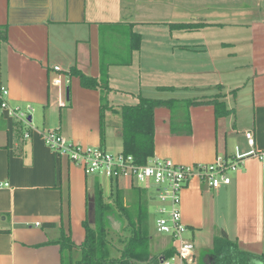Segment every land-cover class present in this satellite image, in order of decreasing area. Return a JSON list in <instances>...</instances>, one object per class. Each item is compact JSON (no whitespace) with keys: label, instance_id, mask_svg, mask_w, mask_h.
I'll use <instances>...</instances> for the list:
<instances>
[{"label":"crops","instance_id":"1","mask_svg":"<svg viewBox=\"0 0 264 264\" xmlns=\"http://www.w3.org/2000/svg\"><path fill=\"white\" fill-rule=\"evenodd\" d=\"M225 1L208 2L213 11ZM223 7L220 11H227ZM130 8L131 0H0V28L7 34L5 42L0 40V84L12 106L34 108L29 140L22 138L15 119L0 118V184H9L0 187V264H62L66 252L56 243L59 237L70 235L78 246L85 239L83 223L99 181L85 202L86 217L75 221L73 186L79 179L74 170L79 167L46 146L41 135L57 131L72 143L121 153L119 111L136 105L139 97L176 101L175 113L167 107L155 110L154 158L182 166L243 158L229 185L212 189L194 177L182 191L185 239L194 244L197 263L206 251L209 264L221 231L240 249L264 253V168L251 154L264 151V0H240L231 19L224 17L227 22L198 17L212 27L188 33L167 28L145 33L152 24L136 21ZM131 32L141 37L139 50H131ZM57 66L98 81L106 76L108 90L84 88L78 76L66 88L53 85ZM216 97L228 115L217 116L211 103H193ZM247 132L254 134V148ZM110 183L106 197L114 188L129 193L136 187L124 180ZM140 188L153 203V228L157 193L151 184ZM83 191L87 199V181ZM75 222L83 228L80 238ZM151 238L152 254L177 247L169 236Z\"/></svg>","mask_w":264,"mask_h":264},{"label":"trees","instance_id":"2","mask_svg":"<svg viewBox=\"0 0 264 264\" xmlns=\"http://www.w3.org/2000/svg\"><path fill=\"white\" fill-rule=\"evenodd\" d=\"M199 26L175 24L171 25V28L192 30ZM129 36L131 50H139L140 35L131 32ZM0 40L4 42L7 40V34L3 28H0ZM70 75L71 77L78 76L84 88L108 90L106 76L98 81L75 68L71 69ZM175 102L139 97L136 105L122 106L119 111L123 141L121 153L133 156L139 165H145L154 158L155 110L167 107L175 113L177 107ZM193 103L213 104L217 116H226L230 113L226 104L220 101V97ZM102 108L106 110L107 105L105 104ZM149 203L147 191L140 187H134L129 193L114 188L106 197L100 183L96 182L94 191L95 223L91 225L88 219L83 223L85 239L79 246L74 244L70 235L62 234L59 237L56 243L66 252L62 264H160L162 256H174L176 254L175 246L159 255L151 253ZM116 221L120 223L118 229H116ZM48 225L53 226L52 224ZM124 231H127L128 234L125 239L120 238L123 246L117 245L108 236L113 232L121 237ZM111 249L115 250L118 256H113ZM74 253H78V256H75ZM209 264H264V253L259 255L240 249L236 240L231 239L225 231H221L214 238L213 249L209 254Z\"/></svg>","mask_w":264,"mask_h":264},{"label":"built area","instance_id":"3","mask_svg":"<svg viewBox=\"0 0 264 264\" xmlns=\"http://www.w3.org/2000/svg\"><path fill=\"white\" fill-rule=\"evenodd\" d=\"M56 74L53 85L66 88L71 83L70 73L60 67H54ZM62 107L66 101L60 102ZM34 108L12 106L9 102L8 89L0 84V118L15 119L23 129L22 138L32 137L31 117ZM44 143L52 151L66 157L73 165L81 168L86 176H105L112 181H128L136 187L150 184L156 190L157 203L154 226L157 234L169 236L177 243L176 254L172 257H161L160 264H198L195 246L185 239L187 227L182 222V191L194 177L199 178L212 189L229 185L231 177L228 172H235L243 163V158L225 159L219 157L209 165L182 166L171 160L152 158L147 164H137L135 158L123 153H112L101 147H85L67 140L57 131L45 132L41 135ZM249 145L254 148L255 138L252 132L246 133ZM253 154L264 168V151H253ZM144 185V186H141ZM9 184H0V187Z\"/></svg>","mask_w":264,"mask_h":264},{"label":"rangeland","instance_id":"4","mask_svg":"<svg viewBox=\"0 0 264 264\" xmlns=\"http://www.w3.org/2000/svg\"><path fill=\"white\" fill-rule=\"evenodd\" d=\"M208 1L209 0H131L130 11H132V13H136V21L142 20V21L149 22L152 24V26L147 25L146 28L143 29L144 32L147 33L150 30L151 31L160 30L164 32L166 31V28L168 29V31L169 29L176 31V29L171 28V25H175V24H191V25H196L197 27L200 25L199 28L200 27L203 28L206 26L212 27V25L209 26L208 24H206L205 23L206 21L204 19H197V18L206 17L207 22L208 23L213 22V24L225 22V21L227 22V20L225 19H231L230 17L231 12L236 10L238 6L240 5V0H226L225 4H222L221 2L219 5H216L215 7L216 9L212 11V4L209 3ZM210 1L212 3L215 2V0H210ZM223 5H226L227 7V11L226 10L225 12L223 11L224 14L222 11H220V9H224ZM218 9L219 11H217ZM221 15L223 16V19L225 17L224 20L222 18H221L222 20L221 19L218 20ZM149 26H151V28ZM213 27L216 28L214 25ZM184 31L185 33H188L186 31H190V30H184ZM147 36L148 34H146V38ZM207 37L208 35H206V38ZM154 38L155 36H153L152 39H149L151 40L150 43L153 44ZM158 38L164 39V37L161 35ZM157 43H161V39ZM154 62L156 64L157 60H154ZM102 92L106 96V91H102ZM119 98L120 97L118 96V99ZM21 107L23 109L25 108V106H21ZM74 172H75V175H77L79 179L78 185L75 184L73 186L74 207H75L74 216H75V221H77L78 217L80 218L82 216L83 219L86 217L85 215L86 212L84 211L83 213V210L85 209L86 200L92 197L91 195H92V189H93V182L95 180H98L102 184L104 195H107V193H109L111 183H110V180L106 178L105 176H100L98 178H95V176L85 177L83 172L79 168H76ZM228 176L230 177L233 176V172L229 171ZM85 180L87 181L88 190H89L87 199L85 196V192L83 191V188L86 182ZM141 186H144V185H141ZM149 193L155 194L154 189H149ZM152 204L153 203H150V207L153 206ZM79 229L81 233L83 231L82 226L79 225L78 222H75L73 226V231L75 233L76 238H78V236L80 238V235H78ZM149 232H150V236H153V234L156 233L154 225H153V228L152 226L151 228H149ZM127 234L128 232L124 231L121 237H119L115 233L111 232L109 233L108 236L117 245L123 246V243L120 242V238L125 239ZM111 254L118 256V253L113 249H111ZM207 254L208 253H206V251H201V254H200L201 256L199 257L200 264L207 263L205 260Z\"/></svg>","mask_w":264,"mask_h":264},{"label":"water","instance_id":"5","mask_svg":"<svg viewBox=\"0 0 264 264\" xmlns=\"http://www.w3.org/2000/svg\"><path fill=\"white\" fill-rule=\"evenodd\" d=\"M69 93V91H68ZM88 217H89V222L94 224L95 223V207H94V202L90 204L89 206V211H88ZM120 227V223H116V229Z\"/></svg>","mask_w":264,"mask_h":264}]
</instances>
